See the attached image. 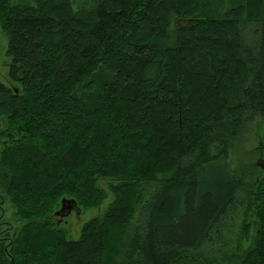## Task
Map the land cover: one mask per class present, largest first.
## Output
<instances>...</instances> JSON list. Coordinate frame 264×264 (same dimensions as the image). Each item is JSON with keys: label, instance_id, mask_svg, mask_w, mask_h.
<instances>
[{"label": "trees", "instance_id": "1", "mask_svg": "<svg viewBox=\"0 0 264 264\" xmlns=\"http://www.w3.org/2000/svg\"><path fill=\"white\" fill-rule=\"evenodd\" d=\"M242 4L212 18L211 0H0V183L26 221L0 238V264H174L214 242L247 176L236 141L264 125V0ZM99 180L115 201L70 240L62 200L100 205ZM135 194L144 223L126 238ZM246 206L258 226L242 264H264V168Z\"/></svg>", "mask_w": 264, "mask_h": 264}, {"label": "rangeland", "instance_id": "2", "mask_svg": "<svg viewBox=\"0 0 264 264\" xmlns=\"http://www.w3.org/2000/svg\"><path fill=\"white\" fill-rule=\"evenodd\" d=\"M10 5L17 3L35 4L37 0H7ZM75 11L91 10L97 6L98 0H70ZM242 0H211V16L212 18H223L225 14L233 8L242 7ZM176 24L173 25V29ZM255 24H250L246 32V41L248 44L256 41L257 36L254 33ZM9 40L7 34L3 31L0 24V80L8 84L9 68L12 59L8 56ZM95 100V99H94ZM91 101V104L94 103ZM96 101V100H95ZM8 123L6 120L1 121L0 134L6 131ZM264 125L261 120L245 126L241 131L232 153V162L234 166H242L247 170L245 184L239 195V203L236 208L230 212L225 219V225L219 232V236H215L212 244L207 245L200 252L190 257H184L176 261L174 264H242L246 253L250 246L252 248V240L246 233L247 224H250V232L255 233L258 226L256 218L252 212L246 211L248 192L251 189L252 182L258 173V168H264ZM263 154V156H262ZM164 177L163 175L160 178ZM159 178V179H160ZM100 187L105 193L103 202L98 206L82 207L77 205L73 209V214L68 218L57 217L62 219V227L66 231L70 240H78L81 236L82 228L89 221L96 217H100L104 211L115 201L114 194L111 192L110 180H99ZM3 184V183H2ZM157 185L146 186L141 190L140 197H144L143 201H147L151 197V193H155ZM135 193V192H134ZM140 198V199H141ZM137 204V205H136ZM143 204L137 203L136 194L128 201L127 229L125 237L133 235L136 228L142 227L144 222L140 219V211ZM60 207L59 205L57 206ZM140 220V221H139ZM56 222V220H55ZM26 221L19 218L17 208L12 203L9 195L0 183V227L1 239H7L5 246L8 247L14 237L18 235ZM248 232V231H247ZM250 251V250H249Z\"/></svg>", "mask_w": 264, "mask_h": 264}, {"label": "water", "instance_id": "3", "mask_svg": "<svg viewBox=\"0 0 264 264\" xmlns=\"http://www.w3.org/2000/svg\"><path fill=\"white\" fill-rule=\"evenodd\" d=\"M76 202L74 200H70V199H63L62 200V207L60 209L59 212H57L56 214L59 215L61 212H63L66 208L67 210L71 211L73 210V207H75Z\"/></svg>", "mask_w": 264, "mask_h": 264}, {"label": "flooded vegetation", "instance_id": "4", "mask_svg": "<svg viewBox=\"0 0 264 264\" xmlns=\"http://www.w3.org/2000/svg\"><path fill=\"white\" fill-rule=\"evenodd\" d=\"M74 208V207H73ZM74 210V209H73ZM73 210L69 211L67 208L59 214V217L65 219L70 217L73 214ZM59 221H62V219H59Z\"/></svg>", "mask_w": 264, "mask_h": 264}]
</instances>
